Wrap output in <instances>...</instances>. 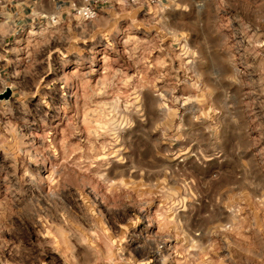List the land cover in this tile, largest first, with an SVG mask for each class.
Returning a JSON list of instances; mask_svg holds the SVG:
<instances>
[{
	"label": "rangeland",
	"instance_id": "1",
	"mask_svg": "<svg viewBox=\"0 0 264 264\" xmlns=\"http://www.w3.org/2000/svg\"><path fill=\"white\" fill-rule=\"evenodd\" d=\"M58 1L0 7V264H264V0Z\"/></svg>",
	"mask_w": 264,
	"mask_h": 264
},
{
	"label": "crops",
	"instance_id": "2",
	"mask_svg": "<svg viewBox=\"0 0 264 264\" xmlns=\"http://www.w3.org/2000/svg\"><path fill=\"white\" fill-rule=\"evenodd\" d=\"M59 2L58 0H6L5 5L0 6L10 15L5 22L7 25H11L7 31L8 33H5L6 37L7 34L8 36H12L25 24L45 18V15L49 13L50 9H55L59 13V10H62L58 8L60 6ZM63 3L67 4L66 2ZM72 3H68L70 8Z\"/></svg>",
	"mask_w": 264,
	"mask_h": 264
},
{
	"label": "built area",
	"instance_id": "3",
	"mask_svg": "<svg viewBox=\"0 0 264 264\" xmlns=\"http://www.w3.org/2000/svg\"><path fill=\"white\" fill-rule=\"evenodd\" d=\"M5 3L6 0H0V6L5 5ZM120 3L140 5L149 8L154 5L162 6L164 0H82L81 2H73L71 5V11L72 15L79 18L81 21H91L97 16L99 9Z\"/></svg>",
	"mask_w": 264,
	"mask_h": 264
},
{
	"label": "water",
	"instance_id": "4",
	"mask_svg": "<svg viewBox=\"0 0 264 264\" xmlns=\"http://www.w3.org/2000/svg\"><path fill=\"white\" fill-rule=\"evenodd\" d=\"M8 96H9V93L6 92V93L4 94V97H8Z\"/></svg>",
	"mask_w": 264,
	"mask_h": 264
}]
</instances>
